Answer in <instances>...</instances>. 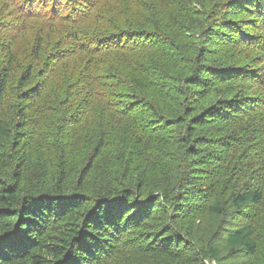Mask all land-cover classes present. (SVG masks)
<instances>
[{
	"label": "rangeland",
	"instance_id": "obj_1",
	"mask_svg": "<svg viewBox=\"0 0 264 264\" xmlns=\"http://www.w3.org/2000/svg\"><path fill=\"white\" fill-rule=\"evenodd\" d=\"M56 1L59 0H0V71L6 66V61L11 60L5 49L11 43L6 46L5 41L14 42L13 68L0 100V123L6 125L11 133L4 142V153L11 154L13 159L6 160V164L0 161V177L9 179L16 165L24 161L23 184L31 191L56 184L54 179L62 170L69 180L74 181L107 130L114 132L113 146L104 147L103 156L97 158L96 166L101 170L110 166L119 168V161L113 158L119 152L116 145L120 144L118 139L122 138L123 130H133L135 126L148 132L149 127L145 124L155 117H151L148 106L143 103L130 105L133 99L121 93L117 74L129 75L130 82L139 86V70L146 68L147 86L154 94L163 95L167 89H173L174 83L160 79L159 73L163 72L161 67L171 72L173 62L170 60L186 62L196 57V39L202 41L212 35L209 47L213 51L209 60L219 66L216 72L221 77L211 76L204 80V89L208 91L204 104L225 98L226 94H239V100L243 103L239 110L242 117L232 123L216 121L203 127V133L232 135V147L229 150L212 147L217 153V160L204 155L196 160L198 165L193 172L197 173H192V181L189 182L197 186L198 192L203 188L209 190L215 186L223 169L228 167L225 178L236 176L237 185L262 184L259 181L262 179L260 168H264V118L251 121L254 119L252 114H262L258 105L263 101L261 95L264 94V50L256 47V42L264 47V27L261 26V15L257 17L254 14L259 0H213L209 8L191 5L193 13L189 19H185L181 12L185 0H133L128 5L123 0H100L94 7L95 18L78 24L67 23L50 12H43L49 11ZM72 2L73 10L77 8L76 2L78 8L81 7L80 0ZM116 6H122L117 9L120 12L114 9ZM150 6V10L155 8L156 13L149 17ZM143 7L147 8L145 13L141 12ZM157 20L167 25L164 31L156 27ZM193 22L205 23L208 27L202 31L203 34H198L199 29L194 28ZM70 23L75 25L76 31ZM185 24L181 32L180 25ZM114 27L131 31L147 30L137 32L139 36H133L131 32L123 33L124 37L110 43L108 49L111 52L101 56L98 62L95 59L100 55L90 58V54L84 50L86 46L90 49L96 43L85 42L84 37L79 39V35L72 38L80 28L85 35L93 30L109 36ZM186 27L191 30L184 31ZM105 40L110 42V39ZM119 42H122L121 47ZM161 61L164 66L160 65ZM166 62L169 67H166ZM29 68L31 75L27 79ZM97 93H107L111 104L104 98L94 99ZM259 96L261 100L257 103ZM90 97L92 99L89 100ZM120 112L124 116H118ZM155 120L151 123H155L161 134L175 138V127L158 125ZM20 127L22 129L18 131ZM15 131L19 132L20 137H15ZM132 135L125 137L131 138ZM227 154L232 156L230 164L222 159ZM104 175L94 168L88 191L100 192ZM150 177L154 176L150 174ZM223 182L221 178L217 196L225 214L208 210L210 197L206 201L189 199L191 215L186 224L189 229L182 230H192L187 234L190 245L181 246L180 251L198 252L216 245L220 248L218 259H206L205 264H238L247 260L264 264V197L238 210L232 209L221 188ZM202 196H206V193L203 192ZM212 196L215 197V191ZM247 222L253 225L257 250L254 253H230L223 242V227ZM139 237L138 234L135 238L130 235V246H138ZM131 257L132 251L116 250L105 258L107 261L104 263L167 262L156 252L138 251L137 256Z\"/></svg>",
	"mask_w": 264,
	"mask_h": 264
},
{
	"label": "trees",
	"instance_id": "obj_2",
	"mask_svg": "<svg viewBox=\"0 0 264 264\" xmlns=\"http://www.w3.org/2000/svg\"><path fill=\"white\" fill-rule=\"evenodd\" d=\"M59 1L52 3L49 11L43 12H50L60 19H65L67 23L78 24L95 18L94 7L100 0H80L81 7L78 8L76 2L77 8L74 10L73 0ZM123 1L127 5L133 2ZM256 4L257 11L254 14L257 17L261 15L263 23L261 26L264 27V0H259ZM183 5L181 7L183 17L189 19L193 13L191 5L209 8L213 5V0H185ZM121 7L116 6L114 9L120 12L117 9ZM150 9L151 6L149 17L150 14L156 13L155 8ZM146 11L145 7L141 10L142 13ZM156 22V27L164 31L167 25L165 26L161 20ZM72 23L70 24L75 30ZM143 23L140 24L146 25ZM193 23L194 28L199 29L198 34H203L202 31L208 27L205 23L204 25ZM185 26L186 24L180 25L181 32ZM145 30L147 29L131 31L114 27L107 36L93 30L85 35L80 28L72 38L79 35V39L84 37L85 42L92 45L96 43L90 49L86 46L84 50L90 54V58L100 55L95 59L98 62L101 56L111 52L108 48L116 43L115 40L124 37L123 33L131 32L133 36H139L137 32ZM190 30L186 27L184 31ZM212 37L208 35L202 41L196 39V57L186 62L170 60L173 62L171 72L161 67L163 72L159 73L160 79H168L174 83L173 89H167L163 95L154 94L150 86H147L148 73H144L146 68L139 70L141 72L139 86L130 82L129 75L117 74L121 93L133 99L130 105L139 106L143 103L148 106L151 117L157 119L158 125L176 128L175 138L161 134L155 123H151L156 120L151 118L150 122L145 124L149 127L148 132L142 127L136 129L135 126L133 130H123L122 138L118 139L120 144L116 145L119 152L113 158L114 161L116 159L119 161L120 167L117 169L110 166L101 170L96 166L97 158L103 156L104 147L113 146L114 132L107 130L79 177L74 181L69 180L62 170L54 179L56 184L31 191L23 184L24 161L16 165L9 179L0 177V264H103L107 261L105 258L113 255L116 250L132 251L131 258L137 256L138 251L156 252L167 260L165 264H205L206 259H218L220 248L216 245H212L208 250L202 248L198 252L180 251L181 246L187 243L190 245L187 234L192 233V230H182L189 229L186 225L191 215L189 199L206 201L210 197L208 210L225 214L226 211L220 206L217 196L220 180L223 178L221 188L229 207L238 210L256 203L264 197V168H260L262 179L259 182L262 184L237 185L236 176L225 178L228 167L223 169L215 186L209 190L203 188L198 192L197 186L189 182L192 181L190 179L193 174L197 173L193 172V169H197L196 160L203 155L208 159L217 160L218 158H215L217 153L212 147L219 146L220 149L226 150L232 147V135L203 133L201 132L203 127L216 121L232 123L242 117L239 110L243 103L239 100V94L232 96L231 93L226 94L225 98L204 104L208 93L203 86L204 80L211 76L221 77V74L216 72L219 66L209 60L210 52L213 51L209 47L212 44ZM104 39H110V42L106 40L104 42ZM39 40L40 37L36 39V44ZM5 43L6 46L11 43L5 47L11 60L6 61V66L4 65L0 71V100L10 79L14 59V42ZM121 43L119 42V47L122 46ZM256 43V47L264 50V47ZM168 62L166 67H169ZM162 63L160 65L164 66ZM179 66L183 68L180 69ZM30 75L29 68L27 79ZM258 80L261 81V78ZM210 87L211 85L208 86ZM107 96V93H97L93 98L96 100L104 98L109 102ZM261 97L263 101L260 102ZM261 97H258L257 103L260 102L258 109L262 114H252L254 119L251 121L264 118V94ZM118 116H124L123 112ZM21 129L22 127L18 128V131ZM18 131H15L17 138L20 137ZM129 133L133 134V137H125L130 135ZM10 135L7 126L0 123V161H5L4 164L6 160L13 159L11 154L4 153V142ZM222 159L223 162L230 164L232 156L227 154ZM94 168L105 175L102 184L100 183L101 191L91 193L88 189ZM150 174L154 177L151 178ZM214 191L215 197L212 196ZM203 192L206 196H202ZM137 234L140 235L138 246H130L129 236L133 235L135 238ZM253 235L254 228L251 222L230 224L226 228L223 227L222 232L224 245L230 253H254L257 250V243ZM145 244L147 246H144ZM238 264L255 262L247 260Z\"/></svg>",
	"mask_w": 264,
	"mask_h": 264
}]
</instances>
